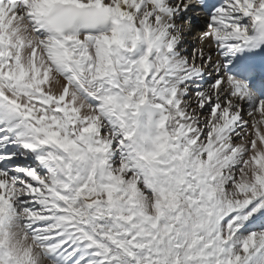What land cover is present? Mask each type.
<instances>
[{
	"label": "bare ground",
	"instance_id": "obj_1",
	"mask_svg": "<svg viewBox=\"0 0 264 264\" xmlns=\"http://www.w3.org/2000/svg\"><path fill=\"white\" fill-rule=\"evenodd\" d=\"M97 1L107 4L114 14L128 17L132 22L136 33L128 38L131 40L130 51L136 50L134 46L136 37L147 42V34L164 23V17L153 12L150 7L139 6L140 0ZM231 13L234 14L233 19L231 17L226 19V26L220 30L217 42L221 45H233L245 34L240 25V17L236 12ZM248 18L251 19L252 15H248ZM141 24L144 28L140 27ZM186 26L179 20L167 31V35L179 36L174 43L183 39L186 41ZM11 31L16 32L15 36L9 37L11 44L16 48V51L11 53L16 62L10 68L5 67L3 74L14 82L26 80V84L37 88L46 98L63 100L65 107L86 119L88 129L101 132L102 138L97 140V149H91L92 151L88 153L91 156L92 170L80 178L76 175L71 181L65 183L61 181V185L70 191L69 195L63 192H58L59 196L55 195L45 180L35 179L33 176L28 180L33 189L0 180V264H58L54 261L53 254L64 245L66 246L59 252V257L69 264H113L112 258L110 260V241L106 239L103 242L96 236V233L99 234L102 229L110 226V221L95 222L98 218H95L97 214L95 207L103 206L105 201L109 203L110 196L120 190L123 191L124 197L125 194L128 197H135L138 204L145 205L144 198L141 195L137 196L136 181L133 177L135 179L138 177L140 184L157 189L159 192L157 198L162 199L165 197L163 190L170 189L167 187L174 191L172 177L177 168L201 179L205 183L203 189L208 198L216 196L214 200L216 199L220 210L222 209L220 215L226 227L232 225L244 227L249 222L253 226L257 223L259 215H264V108L259 111L247 110L242 103L239 104L228 97V82L219 79L221 76L219 65H215L218 56L214 55V50L210 48L205 35L196 39L190 38L184 46L174 49L176 55L173 57L169 56L168 49L163 47L160 49L161 43L155 45V49L160 50V56L147 49L143 54L137 52L135 60L129 62L131 65L129 68L125 67L124 76L120 78L125 89L122 91L123 94H104L102 99H108L103 101L105 104H101L100 110L103 112L101 113L98 108L86 105L72 92L68 79L60 77L55 69L53 71L50 62L57 60L58 54L48 38L36 42L21 16L15 17L8 33ZM118 40L121 38L116 33L105 34L100 37L99 43L98 39L91 47L90 53L96 61L95 75L102 68H105L103 73H106L110 64L117 67L113 60L110 62L105 60L104 47L106 44L115 45ZM48 55L54 57L50 58ZM203 72L205 75L202 78L206 81L204 87L191 89V85L187 86L191 81L201 79L199 76ZM148 73L151 76L147 77ZM148 78L162 83L159 93L163 104L158 105L152 100L150 87L144 88L145 94L139 87L144 79L149 82ZM24 84H20V87L22 88ZM20 87H17L19 94ZM158 87L157 84L153 88L157 90ZM0 90L4 96L9 94L8 88L5 90L1 82ZM184 96L191 100H184ZM199 97L201 100H196ZM128 103L137 108L139 118L127 120L128 114L125 109ZM209 109L219 115L217 119L209 118L214 134L207 138L206 128H203L204 124L200 120L198 121L197 115L200 114V110L203 113ZM113 113L116 117L112 116ZM105 116L113 124L110 128L101 123V118L106 119ZM222 122L223 128L220 127ZM136 131L140 132L139 137ZM115 132L127 139L126 150L118 145L116 139L119 137ZM49 139L58 140L54 136ZM35 145L28 146V149L33 150ZM128 147H132L133 151L128 152ZM171 152V157H168ZM115 159L117 161L112 163ZM116 163L121 165L117 167V174L113 171ZM163 166L173 167L175 171L167 172ZM52 168L53 163L47 161L35 172L40 176L42 171L49 177ZM233 173L235 174L233 192L240 199L235 205L236 210H233L234 204L228 199L230 192L225 191L226 184L231 181L230 177H234ZM130 174L131 176L126 178ZM124 178L127 179V183L123 181ZM190 182L192 181L185 183ZM192 184L197 187L196 182L188 186ZM170 191L171 189L167 192ZM101 194H104L103 199H100ZM53 195L59 201H55ZM30 206L36 207L40 214L32 212ZM42 217L52 221L47 228L42 227ZM86 220L90 222L87 223ZM29 222L38 224L28 233L23 224ZM65 223L73 227L74 233H68L64 227L67 233L65 235L64 229L61 228ZM102 224H105V227ZM220 224L222 227V223ZM225 226L219 234L221 238L219 240L222 241L228 240L229 237L228 228ZM55 228L60 229L55 231ZM55 233L65 236L60 240H51L48 234L52 236ZM69 238L71 240L67 242ZM253 240L244 241L245 249L248 247L258 249L256 241L253 243ZM69 243L72 244L71 248H68ZM262 257H264L262 254H253L250 258L254 264H264ZM97 258L100 259L99 262L96 261Z\"/></svg>",
	"mask_w": 264,
	"mask_h": 264
},
{
	"label": "rangeland",
	"instance_id": "obj_2",
	"mask_svg": "<svg viewBox=\"0 0 264 264\" xmlns=\"http://www.w3.org/2000/svg\"><path fill=\"white\" fill-rule=\"evenodd\" d=\"M183 98L184 100H191L189 97L184 96ZM196 100H201V98L199 97ZM218 115L212 109L203 113L200 110V114L197 115L198 121L200 120L204 124L203 128H206L207 138L214 134L209 118L217 119ZM189 116H191L190 112ZM202 117L203 120H201ZM220 127H224V122ZM171 154L172 152L169 153L168 157H171ZM175 158H177V155ZM114 161L116 162L117 159ZM154 163L157 164L156 161ZM159 164H162V162H159ZM120 166L119 163L114 165V173H118L117 167ZM162 168L167 172L175 171L173 167L163 166ZM180 173L184 175H177ZM160 174L163 176V173L160 172ZM229 174L231 175V173ZM233 175L234 177H230L231 181L226 184L225 191L230 192L231 195L228 196V199L234 204L233 210H236L235 207L237 206L235 205L239 203L240 199L233 192L235 174L233 173ZM130 176L131 174L126 178ZM174 177H172L174 191L172 192L171 187H167L171 191L167 192L170 189L163 190L165 197L162 199L157 198L159 194L157 189L140 184L137 180L138 177L136 179L133 177V180L136 181L137 196L141 195L144 198L145 205L138 204L135 197H128L126 194V197H124L123 191L120 190V192L117 191L112 194V197L110 196L109 203L105 201L104 204L101 201L103 206L95 207L96 212H94L97 213L95 218L98 217L96 220L110 221L108 228L102 229V231L97 228L101 231L100 235L96 231L94 233L98 235V238L110 241V260L112 258V263L254 264L250 258L253 254L264 255V233L260 235L264 232V229L261 231L254 230L255 232H253L245 227L235 225L232 226L235 229L237 228L236 230L231 228L232 226L226 227L225 221L220 215L222 209L220 210L218 202H216V199L214 200L216 196L208 198L203 189L205 183L201 179L195 175H190V173L188 175V173L182 172L178 168L174 172ZM190 180L192 181L190 183L196 182L197 187H194L193 184L188 186L190 183H185ZM123 181L127 183V179L124 178ZM149 190L152 192H149ZM103 198L104 194H101L100 199ZM99 213L101 215H98ZM86 221L87 223L90 222L89 220ZM220 223H222V227ZM102 226L105 227V224H102ZM224 226L228 228L227 234H229L226 241L219 240L221 239L219 237L220 231L224 229ZM250 239H254L253 243L256 241L258 249L254 247L245 249L244 241ZM263 258L262 262H264Z\"/></svg>",
	"mask_w": 264,
	"mask_h": 264
}]
</instances>
